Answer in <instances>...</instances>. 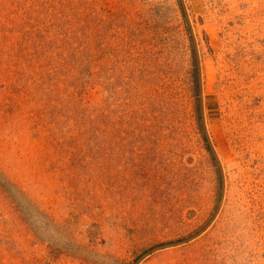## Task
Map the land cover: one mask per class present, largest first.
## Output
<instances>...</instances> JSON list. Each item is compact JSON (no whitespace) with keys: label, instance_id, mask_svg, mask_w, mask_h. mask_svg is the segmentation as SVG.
Returning a JSON list of instances; mask_svg holds the SVG:
<instances>
[{"label":"rangeland","instance_id":"obj_1","mask_svg":"<svg viewBox=\"0 0 264 264\" xmlns=\"http://www.w3.org/2000/svg\"><path fill=\"white\" fill-rule=\"evenodd\" d=\"M0 264H264V0H0Z\"/></svg>","mask_w":264,"mask_h":264}]
</instances>
